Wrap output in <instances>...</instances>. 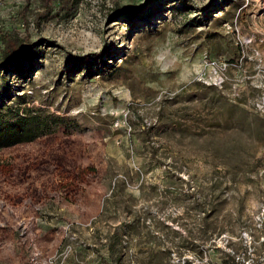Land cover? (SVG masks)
<instances>
[{
  "label": "rangeland",
  "instance_id": "rangeland-1",
  "mask_svg": "<svg viewBox=\"0 0 264 264\" xmlns=\"http://www.w3.org/2000/svg\"><path fill=\"white\" fill-rule=\"evenodd\" d=\"M0 30L32 41L0 117H49L0 147V264H264V0H0Z\"/></svg>",
  "mask_w": 264,
  "mask_h": 264
},
{
  "label": "trees",
  "instance_id": "trees-1",
  "mask_svg": "<svg viewBox=\"0 0 264 264\" xmlns=\"http://www.w3.org/2000/svg\"><path fill=\"white\" fill-rule=\"evenodd\" d=\"M59 4L66 2V0H57ZM49 9L46 12L37 13V20H44L48 18ZM38 22V21H37ZM0 43L2 44V55L0 57V71L7 69L9 66L14 65L16 61L22 60L24 58H31V45L32 41L29 39V34L25 33L24 38H21L17 34H10L6 31L0 30ZM12 112L11 107L7 108L6 113L10 114ZM13 117L4 120L0 119V147L11 144L12 142H29L34 140L43 130L39 128H48L49 117L40 118L36 114H31L26 110L25 116H18V112L12 114ZM16 117V121L10 123L11 118ZM52 123L59 121L58 118L53 119ZM55 120V122H54ZM18 123V125H16ZM13 137H16L13 139ZM123 233H117L113 239L106 244L107 253L110 251L117 250L118 255L121 256V252L124 250L125 246L122 240Z\"/></svg>",
  "mask_w": 264,
  "mask_h": 264
}]
</instances>
